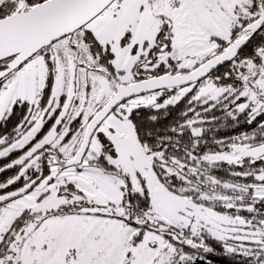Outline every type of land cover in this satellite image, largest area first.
<instances>
[{
	"label": "snow or ice",
	"instance_id": "snow-or-ice-1",
	"mask_svg": "<svg viewBox=\"0 0 264 264\" xmlns=\"http://www.w3.org/2000/svg\"><path fill=\"white\" fill-rule=\"evenodd\" d=\"M0 264H264V0H0Z\"/></svg>",
	"mask_w": 264,
	"mask_h": 264
}]
</instances>
